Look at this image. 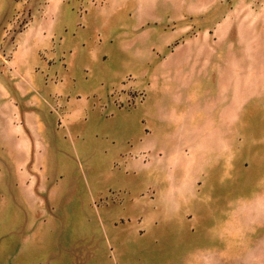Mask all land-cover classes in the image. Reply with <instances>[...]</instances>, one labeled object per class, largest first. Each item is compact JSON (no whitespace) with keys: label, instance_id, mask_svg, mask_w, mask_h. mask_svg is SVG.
<instances>
[{"label":"crops","instance_id":"1","mask_svg":"<svg viewBox=\"0 0 264 264\" xmlns=\"http://www.w3.org/2000/svg\"><path fill=\"white\" fill-rule=\"evenodd\" d=\"M182 1L0 0V216L24 209L33 226L49 201L68 226L85 146L84 203L99 198L109 245L81 244L86 264H232L210 216L241 213L231 245L236 226L264 221V156L241 134L264 103L243 87L255 67L243 29L200 26L207 11Z\"/></svg>","mask_w":264,"mask_h":264},{"label":"rangeland","instance_id":"2","mask_svg":"<svg viewBox=\"0 0 264 264\" xmlns=\"http://www.w3.org/2000/svg\"><path fill=\"white\" fill-rule=\"evenodd\" d=\"M182 2L183 14L191 9L207 11L205 14H199L197 18L200 26L210 23L214 24L217 20L221 22V17L224 16V18L226 17L224 19L225 23H221V26L225 25L236 29H243L242 31L245 34L244 43L248 46L250 45L251 48L249 50H251V54L254 57L253 64L255 65V67L250 68L251 75L248 74L249 68L248 70L247 68L245 69L243 87L248 90L249 85L252 83V96L256 93L257 100L264 103V0H183ZM188 21L189 18L185 15L182 23L184 24ZM254 83H256V91L253 90L255 89ZM129 98L128 103L133 104L136 100V94H130ZM259 105L261 106V103ZM258 108L263 109L264 107L258 106ZM260 113L263 114L264 111ZM260 119L261 121L256 126V132H247V130L241 132L243 137L248 136L249 142H252L254 140L253 137H255L254 143L251 145L252 148L254 145L255 159L264 156V116H261ZM103 134L100 133V138L104 136ZM101 141L103 142V139ZM89 146H92V143ZM86 149L85 146H81L78 150L79 154L73 156L79 168L77 174L79 187L76 194L77 196L82 195L83 199L71 204L74 209H72V213L69 211L67 214L70 221L68 226L65 225V214L60 215V210H58L59 217L53 215L57 212L52 213L50 208L51 204L53 206L55 204L49 201L45 202L48 210L44 207L42 215H40L41 217L36 219V224L33 226L29 225V221L33 220V218L25 216L24 209L22 214L14 217L15 221L11 223L6 220V216H0V259H2L1 256L6 252L9 255V262L5 264H86V256L91 252H82L80 250L81 244L85 245L90 240L91 245H98L100 243L101 247L106 248V246H109L106 245L108 244L107 240L101 243L103 241L104 230L102 231V226L100 227L98 219L100 209L99 198L97 197L92 204L84 203L86 188L83 181H85L86 174L88 175L89 182H91L90 178L92 179V174L87 173L86 163L83 160ZM26 170L29 171L28 168ZM35 171L33 170L34 173ZM30 172L32 171L30 170ZM34 173L33 175H35ZM35 188H37L36 185H31L28 182L24 184L23 192L28 190L33 191ZM40 188H44L43 193L50 194L53 186L46 184ZM98 191L99 188L95 192L99 193ZM95 192L93 188V195L96 197ZM24 203L26 204L25 200H23V205ZM216 213L218 212L215 211L213 216L210 217L215 219L214 222H220L218 234L223 236L214 245L217 248L216 250L220 249L218 251L222 254L232 256V264H243L244 262L241 259L246 256L247 251H249L248 256L250 258L248 264H264V245H254L260 237L264 236V221L252 220L251 228L245 226L242 229L235 225L236 221H239L243 225L241 213H237L234 218L230 211L227 210L220 211L218 215ZM232 220L236 227L234 231L235 243L231 245L225 243L223 240L226 235V225ZM86 231L90 234H86ZM227 235L229 236V230L227 231ZM246 235L249 236L250 245L237 243V241L245 240ZM98 238L101 241H98ZM62 245H65V247ZM34 246L36 247L35 250L28 256L27 248ZM23 251L25 254H23ZM82 256H85V258ZM106 260L112 263L115 259L111 254ZM0 264L2 263L0 262Z\"/></svg>","mask_w":264,"mask_h":264},{"label":"built area","instance_id":"3","mask_svg":"<svg viewBox=\"0 0 264 264\" xmlns=\"http://www.w3.org/2000/svg\"><path fill=\"white\" fill-rule=\"evenodd\" d=\"M29 20L28 18H26L25 20H23L20 24H18V28L22 29L23 27H25L26 24H28Z\"/></svg>","mask_w":264,"mask_h":264}]
</instances>
